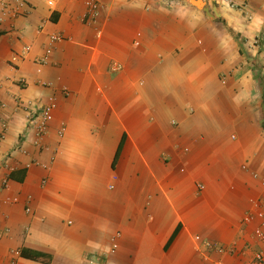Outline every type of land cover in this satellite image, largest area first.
Wrapping results in <instances>:
<instances>
[{
    "label": "crops",
    "instance_id": "1",
    "mask_svg": "<svg viewBox=\"0 0 264 264\" xmlns=\"http://www.w3.org/2000/svg\"><path fill=\"white\" fill-rule=\"evenodd\" d=\"M48 1L0 21V264L264 261V0Z\"/></svg>",
    "mask_w": 264,
    "mask_h": 264
},
{
    "label": "built area",
    "instance_id": "2",
    "mask_svg": "<svg viewBox=\"0 0 264 264\" xmlns=\"http://www.w3.org/2000/svg\"><path fill=\"white\" fill-rule=\"evenodd\" d=\"M224 2L228 3L231 8L239 9L236 5L231 3L229 0H224ZM54 1L49 0L47 2V5L49 7L53 6ZM24 4V0H12V3L10 4H4L0 7V21L3 19H16L19 16H22V6ZM86 18L89 22H93L97 16H98V5L95 2L88 1L86 2ZM40 30L43 28V23L39 26ZM61 37L59 35H49L48 37V44L44 50V55L39 59L37 62L39 67L45 66L47 64L48 58L52 51V46L59 42ZM251 48L257 49L259 48L258 41H254L251 44ZM264 63V61H263ZM40 70H38L39 73ZM28 106H34L33 102L28 103ZM55 106L54 104L50 103L47 105H41L37 108L36 112L29 111L28 113V126L32 129L34 136H35V145H39L40 140L46 135L48 126L52 121V111L54 110ZM28 110V108H27ZM5 129V125L2 126V130ZM59 136H62V132H59ZM4 137V132L0 131V141ZM7 182L8 179L4 178L1 183L2 189L7 188ZM17 202L16 199H7L3 202V204L7 205H13ZM260 209L255 213L254 218L258 221V226L253 230V237L255 241L259 243H264V204H261ZM253 217L252 215H248L243 219L244 224H248L252 221ZM119 237V234H116L111 239V252L114 253L117 249L116 239ZM198 240V238H197ZM207 246L218 252L223 253L227 249H224L222 247H215V245L207 244ZM229 252H233L231 249L228 250ZM13 255L17 256L18 252H12ZM9 264H14L13 262H10ZM249 264H264L263 257L261 253H256L253 257V260Z\"/></svg>",
    "mask_w": 264,
    "mask_h": 264
}]
</instances>
